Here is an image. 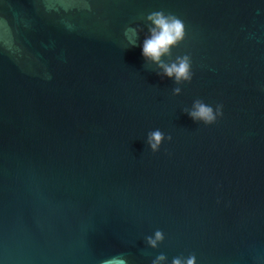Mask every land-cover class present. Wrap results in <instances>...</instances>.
I'll return each mask as SVG.
<instances>
[{
    "label": "water",
    "instance_id": "obj_1",
    "mask_svg": "<svg viewBox=\"0 0 264 264\" xmlns=\"http://www.w3.org/2000/svg\"><path fill=\"white\" fill-rule=\"evenodd\" d=\"M155 10L186 25L179 96L142 55ZM196 99L223 117L194 122ZM161 253L264 264V0H0V264Z\"/></svg>",
    "mask_w": 264,
    "mask_h": 264
},
{
    "label": "clouds",
    "instance_id": "obj_2",
    "mask_svg": "<svg viewBox=\"0 0 264 264\" xmlns=\"http://www.w3.org/2000/svg\"><path fill=\"white\" fill-rule=\"evenodd\" d=\"M86 7L91 11L90 5H86ZM138 19L145 21L149 33L145 36L142 46L145 63L155 65L159 69L157 74L161 77L174 79L176 87L172 89V94L173 96L181 95V85L191 83L194 75L190 54L177 55L173 59L172 49L179 47L187 35L184 21L177 15L170 12L166 13L164 10L151 11L146 16L141 14ZM141 31L142 29L139 27H125V38H129L131 35L127 48L137 46ZM183 112L189 115L194 122L211 126L223 117V105L216 104L213 107L201 99H196L191 108H185ZM165 140L171 142L172 136L166 137L162 131L155 129L148 133L146 143L151 152L156 154L160 151ZM164 239V233L157 229L154 235L145 237V243L155 250L163 243ZM166 260L165 254L161 253L151 261V264H166ZM104 264H126V261L121 254V256L105 261ZM171 264H197L196 256L195 254L188 257L177 256L172 259Z\"/></svg>",
    "mask_w": 264,
    "mask_h": 264
}]
</instances>
